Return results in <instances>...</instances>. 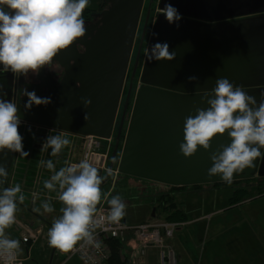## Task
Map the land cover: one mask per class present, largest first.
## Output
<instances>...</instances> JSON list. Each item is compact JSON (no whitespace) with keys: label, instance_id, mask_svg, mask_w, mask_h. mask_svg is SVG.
<instances>
[{"label":"water","instance_id":"obj_1","mask_svg":"<svg viewBox=\"0 0 264 264\" xmlns=\"http://www.w3.org/2000/svg\"><path fill=\"white\" fill-rule=\"evenodd\" d=\"M144 1L105 0L107 6L100 16L85 25V35L54 56L53 61L65 69L60 83L46 74L45 66H42L37 82L20 78L17 92L14 88L17 77L10 71L0 73V95L18 102L21 123L80 135L111 137ZM166 3L182 14L179 26L169 24L164 14L159 13L148 47L167 42L175 58L149 61L145 56L140 74L142 85L134 97L118 168L123 174L172 186L224 182L218 174L210 176L208 169L213 163L211 154L222 150L220 145L231 142L227 131L211 138L208 149L198 146L193 155L185 156L179 147L183 141L184 120L194 114L196 108L209 107L208 94L216 86V80L222 77L234 85H241L259 105L261 92H264V0H159V10ZM137 63L138 59L132 78ZM193 76L196 80L189 79ZM24 88L35 90L39 97H50L51 102L26 110L24 104L28 98L20 96ZM131 91L132 88L117 129L118 140ZM85 99H90L91 103L85 105ZM18 132L21 134V124ZM43 132L41 129L37 134L28 176L25 183L22 180L20 184L25 191V200L31 199ZM24 146L25 150L30 149L28 142H24ZM67 149L66 146L61 150L55 164L56 156L50 155L49 148L48 156L56 171L65 167ZM5 152L6 155L0 153V164L8 171L4 182L10 177L16 154L7 149ZM115 155L116 149L108 163L110 169L114 167ZM90 162L98 168L100 175L104 174L105 156H97ZM44 172L43 177L50 179L53 170L45 167ZM255 176L264 177V155L254 160L251 168L234 173L233 180ZM15 177L24 178L21 174H15ZM40 194L46 195L45 192ZM49 196L58 198V192L52 190ZM56 249L54 247V251Z\"/></svg>","mask_w":264,"mask_h":264},{"label":"clouds","instance_id":"obj_2","mask_svg":"<svg viewBox=\"0 0 264 264\" xmlns=\"http://www.w3.org/2000/svg\"><path fill=\"white\" fill-rule=\"evenodd\" d=\"M89 3L90 0H0V73L10 71L17 78L26 76L29 71L38 74L40 68L49 65L60 50L85 35L82 13ZM159 13L164 14L169 24L179 26L182 14L172 4L166 3ZM146 56L149 61L172 60L175 53L170 51L167 42H157L148 47ZM189 79L196 80V77ZM20 96L28 98L24 104L26 110L33 105L51 102L50 97H39L35 90L27 88L20 91ZM208 96L209 107L196 108L194 114L185 118L183 141L179 147L183 155L191 156L198 146L208 149L211 138L227 131L231 142L220 145L222 150L211 154L213 163L208 174H218L230 184L234 173L251 168L254 160L264 155V92H261L262 99L257 106L255 97L247 94L241 85H234L222 77L216 80V86ZM90 103V99L84 100L85 105ZM20 124L18 102L0 95V153L6 155L7 149L28 156L23 136L18 132ZM70 143L69 138L59 133L48 135L41 150L51 148L50 155L56 156ZM41 164L53 170L50 179L44 181V187L57 191L58 199L64 205L60 209L62 215L53 220L48 230L49 246L66 252L77 241L86 240L98 247L93 230L103 223L104 217L95 218L94 214L105 177L87 158L66 164L58 171L51 159L41 161ZM107 172L111 174L112 169ZM7 175L8 171L0 164V184ZM24 198L19 183L0 188V257H5L9 264L15 260L20 241L10 239L5 229L15 222L17 202ZM107 203L110 206L107 220L118 223L125 216L126 204L119 194L113 195ZM42 207L45 212L54 210L48 202Z\"/></svg>","mask_w":264,"mask_h":264},{"label":"crops","instance_id":"obj_3","mask_svg":"<svg viewBox=\"0 0 264 264\" xmlns=\"http://www.w3.org/2000/svg\"><path fill=\"white\" fill-rule=\"evenodd\" d=\"M103 176L106 178V172ZM14 185L15 183L11 185L9 182V187ZM217 188L219 187L186 189L177 194L176 201L185 215V220L179 221L182 224L176 228L174 236L166 241L175 259L173 263L168 261L166 264H264V196L247 199L235 205H230L229 202L233 194L226 201L213 197L197 198L199 193L206 194ZM21 192L24 194L25 191ZM150 204L140 200L138 204L131 205V208L136 207L141 212L138 216L135 213L130 217L126 216L127 224L135 226L148 220H164L163 214L156 217L152 215V219L147 218ZM245 225H248L247 230ZM204 241L211 244L201 250L199 246ZM120 242V254L126 264H162L161 249L150 247L142 253L133 231H129ZM222 246H227L230 253H236L228 261H223L216 255ZM240 251L248 257L242 258L238 254ZM71 258L66 259L64 256L63 263Z\"/></svg>","mask_w":264,"mask_h":264},{"label":"built area","instance_id":"obj_4","mask_svg":"<svg viewBox=\"0 0 264 264\" xmlns=\"http://www.w3.org/2000/svg\"><path fill=\"white\" fill-rule=\"evenodd\" d=\"M140 86L141 82H139L136 91ZM41 129H44V136L40 137L43 142H45V139L48 135H55L57 133L69 138L71 143L67 146L68 155L66 164L78 163L80 160L85 158L91 161L97 156H105L106 162L104 164V172H106V174L108 173L107 169H109L108 163L110 161L109 156L113 141L115 140L116 131H114L112 136L109 138H101L94 135H80L23 122L21 123L23 146L24 142H27L25 141L26 131L30 130L34 134L32 136V139L28 140L30 149H24L29 153L28 156H21L19 155V153L15 154L10 172V177L12 179L15 178V174H21L24 176L23 181L25 183L26 177L28 176L30 160L32 159L33 155V146L37 139V134L41 131ZM43 142L41 143V145L43 144ZM49 152V149H40V153L38 155V164L35 169L34 180L32 181V202L36 198H38V196H41L42 194L40 193L42 192L46 193L45 197H50L49 194L51 190L44 187V181L47 180L43 177V175L45 174V166L41 164V161H47L50 159L48 156ZM59 155L60 153L56 155V158L54 159L55 164L56 162H58ZM118 167L119 164H117V166H114L111 173H118ZM21 191H23V189H21ZM52 199L59 200L58 198ZM109 209L110 206H106L100 203L97 205V211L94 214L95 218L104 217L103 223L93 230L94 241L99 242L98 247L94 243H88L86 240H81L77 241V243L69 251H61L58 248L56 250H59V252H61L66 257V259L74 256L79 257L83 264H110L109 259L111 256V251L106 240H123L129 231H133L135 239L138 242L142 253L145 252L147 248L157 247L161 249L162 264H166V262L168 261L170 263H173L175 261L173 252L169 249L166 241L174 236V232L176 228L182 224L181 222H170L167 220H148L135 226H129L124 216L118 223H112L107 220ZM14 224L20 230L22 241L26 244L27 247L29 246L30 248L32 244L38 241L41 234L40 229H35L31 225L21 222L17 218ZM26 260L27 259L20 257L16 252L15 260L12 261L11 264H26ZM0 264H9V261H7L5 257H0Z\"/></svg>","mask_w":264,"mask_h":264},{"label":"rangeland","instance_id":"obj_5","mask_svg":"<svg viewBox=\"0 0 264 264\" xmlns=\"http://www.w3.org/2000/svg\"><path fill=\"white\" fill-rule=\"evenodd\" d=\"M101 1H100V3H101ZM158 1L159 0H146V3L144 5L143 12H142V21H141L138 36L136 38L134 53L132 55L131 70L128 72L127 77H126V82H125L126 84H125V88H124L125 92H124V96L122 98V103L120 106L119 117L122 115L123 108H124L123 102L125 104V100H126L125 98L127 97L129 89H130L129 85L131 82L130 80L132 79V76H133V71H132L133 70V64L137 60V55L141 53L142 54L141 59H143V60L140 62L139 70L137 71L136 77L134 79V85H133L134 87L132 88V91H131V95H132V93H134V96L136 94L135 88H137V86L140 82V74H141L143 62L145 59V53L147 51V47L149 44V39L151 36L153 24L155 22L157 15L160 12V10L158 8ZM97 2H99V0H93L92 2L90 1L87 8H90L92 10L97 9L100 5L99 4L98 6H96ZM150 4H151V8L149 9ZM105 7L106 6L104 5L103 8H105ZM148 12L150 14V17L147 19ZM100 14H101V12H99L97 14V16L98 15L100 16ZM141 48H142V50H141ZM130 115H131V111H128L125 115V125L123 127V130L125 131V135H126V130H127L128 122L130 119ZM119 119L120 118H118V120H117L118 126L120 123ZM118 126L116 127V131L118 129ZM28 132H30V133H28ZM25 134H26L25 141L28 142V140L32 139V136L34 133L30 130H27V133H25ZM121 143L122 142L120 140L119 141L115 140V141H113V145L111 147L109 160L111 159L113 152L116 149V155H115V160H114L115 166H117V164H119V161L121 158L120 152L118 153L119 145L121 148V145L124 144V143L123 144H121ZM122 149H123V147L121 148V150ZM121 153H122V151H121ZM120 174H122V173L119 171H118V173H111V174L107 173V176L105 178L106 183L100 187L101 199L98 202V204L101 203V204H104L106 206L108 205L107 201L109 199H111V192H112L111 189L114 186L116 179L120 178V176H121ZM22 180H23V178H19V177H15L13 179L11 177H9V179H8V181L10 182L11 185L13 183L21 184ZM244 182H246V181H244ZM127 183L129 184L128 186H131V187L141 185V181L136 180V179H129L127 181ZM151 184H153V185L150 188L155 190V194L153 196L154 198L151 197V199L158 198V196L160 194H171L177 200V194L178 193H180L182 190L190 189V188H186V187L185 188L184 187H182V188L181 187H171L170 185L162 184V183H160V184L159 183H151ZM122 185H124V183H122ZM142 185H143V183H142ZM5 187H7V186H2V188H5ZM202 187H211V185L210 184H204V185H202ZM236 188H237V186H235V185L234 186L222 185L221 187H219L215 190L208 191L206 194L199 193L197 198L202 197V196L203 197H213V198H217V199L226 201L233 194V192ZM17 195L19 196V193ZM193 196L194 195H192V197ZM144 200L147 203L148 202L151 203L149 206V209L147 211L148 212L147 218L152 217V215H150L151 212L152 213L154 212V214H157V215H161L163 207L160 205L159 202H156V201L150 200V199H144ZM139 201L140 200H133L132 205L138 204ZM44 202L50 203L53 206L54 210L52 212H45L43 207H42V204ZM54 202L55 203L57 202V203L54 204ZM63 206L64 205L62 204V202L60 200L54 201L50 197H43V196H38V198H36L33 202L31 201V199L29 197L26 200L24 199L22 202H19V201L17 202V211L15 213L16 218L18 220H20L21 222H24V223L31 225L35 229L41 230V234H40L38 241L36 243H34L33 246H30V248H29V246L27 247L26 244L22 241L21 232L16 227V225L14 223L5 229V234L10 239H17L20 241V248L17 250V253L20 257L27 259L26 264H83L81 259L77 256L71 258L66 263H63L64 255L61 252H59V250L54 251V247H51L48 244V230L51 227L53 220L55 218H58L60 215H62V213H60L61 212L60 209ZM37 209H39V211H37ZM140 212H141L140 209H138L136 207L131 208L129 205H126V208H125L126 216L130 217L132 215V213H135L138 216V214ZM244 228H246V230H247L248 225H245ZM243 240H245V239H243ZM209 244H211V243H207L206 241H204L201 243V245L199 247L202 250V249H204L205 246H207V248H208ZM227 248H228L227 246L226 247L222 246V248L220 250H217V252H216V255L220 256L221 260H223V261L230 260L231 256L236 254V253H234V254L230 253L229 251H227ZM245 250L248 251L247 248ZM238 254H241L242 258L248 257V255L243 253V251H240Z\"/></svg>","mask_w":264,"mask_h":264},{"label":"trees","instance_id":"obj_6","mask_svg":"<svg viewBox=\"0 0 264 264\" xmlns=\"http://www.w3.org/2000/svg\"><path fill=\"white\" fill-rule=\"evenodd\" d=\"M104 5L105 3L101 1L99 7L95 10H92L86 7L82 13L83 19L84 18L86 20L91 19L94 16V11L97 12L96 14H98L99 12H101ZM133 101H134V93H132L130 97L127 112L131 111ZM115 134H117V131ZM124 139H125V131L122 130V133L119 139L122 142L121 144L124 143ZM115 140L119 141L117 138H115ZM122 147L123 145H121V148ZM121 148L119 145L118 153L120 152V154L122 151ZM120 175H121L120 178L116 179L115 184L112 187L111 197L113 195L119 194L122 200L124 201V203L129 206L132 205L133 200H144V199L154 200L156 202H159L160 205L163 207L161 215L162 214L164 215L163 217L164 220H167L170 222H179V221L185 220V215L183 214V211L179 209L176 199L171 194H160L158 198L151 199V197L154 198L153 196L155 194V190L150 188L153 185L151 183L160 184V182L138 178V177L126 175L123 173ZM129 179L139 180L141 181V185L135 186V187L128 186L129 184L127 183V181ZM122 183H124V185H122ZM209 184L211 185V187H221L222 185L237 186V188L234 190L233 195L231 196L229 200L230 205H235L247 199L264 196V177L255 176L253 178H248V179L232 180V183L230 184L226 182H217V183H209ZM2 186L9 187V182L3 181V183L0 184V188H2ZM170 186L171 187H181V188L186 187L190 189H198L202 187V185H192V186H172L170 185ZM154 216L156 217L157 214H155ZM153 217H150V219H152ZM125 218H126V214H125ZM106 242L109 245V248L111 251V256L109 259L110 264H126V261L122 258L120 254V248H121L120 240L119 239H107Z\"/></svg>","mask_w":264,"mask_h":264},{"label":"flooded vegetation","instance_id":"obj_7","mask_svg":"<svg viewBox=\"0 0 264 264\" xmlns=\"http://www.w3.org/2000/svg\"><path fill=\"white\" fill-rule=\"evenodd\" d=\"M102 1L105 3V6H107L105 0H102ZM145 3H146V0L144 1V5H145ZM144 5H143V8H144ZM150 8H151V4L149 5V9H150ZM103 9H104V8H103ZM103 9L101 10V12L103 11ZM142 12H143V9H142ZM98 17H99V15L97 16L96 12L94 11V16H93L91 19L86 20V19L84 18L85 25H87L88 23H92V22L96 21V19H97ZM149 17H150V14H149V12H148L147 19H148ZM141 21H142V13H141V18H140L139 26H138V29H137L136 38H137L138 33H139V29H140ZM135 42H136V39H135ZM135 42H134V46H133V50H132V54H131V58H130V62H129V67H128L127 74H128V72L131 70V62H132V55H133V53H134ZM142 47H143V46H142ZM141 50H142V48H141ZM141 56H142L141 53L137 55L138 63H137V68H136L135 77H136L137 71L139 70L140 62L143 60V59H141ZM145 56H146V53H145ZM143 63H144V62H143ZM135 64H136V62L133 64V70H132L133 72H134ZM39 71H40V70H39ZM45 73L48 74V75H50V76L53 78V80L56 81V83H60V81L62 80V78H63V76H64V74H65V69H64V67H63L59 62H57V61H52L49 65H45ZM37 75H38V74H34V73L31 72V71H29V73H28L26 76L21 75L19 78H17L14 88L16 89L17 92L19 91V89H20V82H21V81H20V78H21V77H23V80L26 81V82H37V78H36ZM126 77H127V75H126ZM135 77L132 78V79L130 80L131 82H130L129 88H133V87H134L133 85H134V79H135ZM125 82H126V81H125ZM125 84H126V83H125ZM125 84H124V88H125ZM141 85H142V83H141ZM124 92H125V91L123 90L122 98H123V96H124ZM125 97H126V96H125ZM122 98H121L120 106H121V103H122ZM125 99H126V98H125ZM129 101H130V99H129ZM128 106H129V104H128ZM123 107H124V102H123ZM127 109H128V107H127ZM119 111H120V107H119V110H118L117 120H118V118L121 119V116L119 117ZM126 113H127V112H126ZM125 115H126V114H125ZM120 119H119V121H120ZM117 120H116V124H115V131H116V127L118 126V124H117ZM124 125H125V120H124L123 127H124ZM115 133H116V132H115ZM116 135H117V134H115V138H116ZM114 141H115V140H114ZM100 187H101V186H100Z\"/></svg>","mask_w":264,"mask_h":264}]
</instances>
